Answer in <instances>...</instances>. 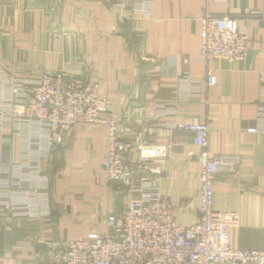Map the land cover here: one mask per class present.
<instances>
[{
	"label": "crops",
	"instance_id": "0c3cea01",
	"mask_svg": "<svg viewBox=\"0 0 264 264\" xmlns=\"http://www.w3.org/2000/svg\"><path fill=\"white\" fill-rule=\"evenodd\" d=\"M206 15L248 33L244 65L201 61ZM44 69L98 83L125 139L168 148L145 188L172 199L182 228L198 222L200 183L194 133L177 125L207 123L211 154L241 159L216 183L213 207L240 215L233 248L264 251V0H0V73ZM47 137L12 125L1 135L0 264H36L40 244L105 234L107 216L129 202L104 173L107 127L75 126L50 155Z\"/></svg>",
	"mask_w": 264,
	"mask_h": 264
},
{
	"label": "built area",
	"instance_id": "2783aa9c",
	"mask_svg": "<svg viewBox=\"0 0 264 264\" xmlns=\"http://www.w3.org/2000/svg\"><path fill=\"white\" fill-rule=\"evenodd\" d=\"M200 39L199 57L207 65L214 60L240 65L247 61L249 35L233 17L206 15ZM208 83L214 85L212 69ZM0 89V138L11 125L39 127L48 135L47 155L60 149L75 126L107 127L104 173L119 193L130 197L122 209L107 216V233L40 244L36 264H264V251L232 247L231 232L240 227V215L213 207L216 183L237 175L241 159L211 154L207 123L177 125L194 133L200 183L198 222L182 228L175 222L172 199L145 188L162 175L153 161L165 158L168 148L145 136L125 139L118 123L104 116L110 101L99 96L98 83L44 69L37 77L0 73Z\"/></svg>",
	"mask_w": 264,
	"mask_h": 264
}]
</instances>
